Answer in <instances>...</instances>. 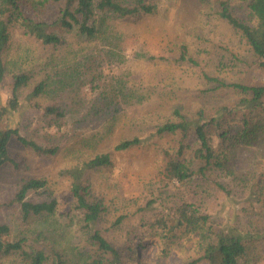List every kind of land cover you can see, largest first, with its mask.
<instances>
[{
  "label": "rangeland",
  "instance_id": "374dc122",
  "mask_svg": "<svg viewBox=\"0 0 264 264\" xmlns=\"http://www.w3.org/2000/svg\"><path fill=\"white\" fill-rule=\"evenodd\" d=\"M146 2L154 5L151 13L109 18L104 31L92 38L53 27L63 38L55 49L11 29L0 102L10 96L15 72L31 74L12 124L23 136L59 149L41 157L11 143L17 166L7 164L0 174V223L10 227V240L24 237L28 252H42L44 264H54L56 256L67 264H82L96 254L83 210L73 203L74 177L87 188V201L102 209L93 230L117 250L116 264H186L198 250L197 226L169 231L152 225L182 202L209 214L214 226L231 218L264 229V98L256 102L249 90L235 86L264 85V61L217 15L214 0ZM230 3L237 17L249 19L245 2ZM48 15L51 20L53 9ZM40 80L45 81L44 92L29 97ZM59 102L68 108L58 120L60 129L42 113L43 106ZM105 104L116 109L113 118L104 114ZM176 110L187 120L219 113L226 138L217 128L211 135L217 152L228 157L223 168L194 175L185 184L163 177L162 150L172 147L178 135H158L156 129L178 120ZM255 115L261 123L243 136L244 117L256 124ZM134 137L142 143L114 149ZM187 142L194 147L191 136ZM104 153L109 164L86 167L85 162ZM27 178L46 180L45 190L28 198H54L52 215L22 216L14 196ZM0 264L30 261L13 252L1 256ZM248 264H264V240H254Z\"/></svg>",
  "mask_w": 264,
  "mask_h": 264
},
{
  "label": "trees",
  "instance_id": "16d2710c",
  "mask_svg": "<svg viewBox=\"0 0 264 264\" xmlns=\"http://www.w3.org/2000/svg\"><path fill=\"white\" fill-rule=\"evenodd\" d=\"M245 2L249 10V19H240L235 15L230 0H214L217 15L225 20L249 45L253 53L264 61V0H240ZM55 14L50 20L48 13ZM154 5L146 0H0V87L5 82L7 62L4 58L5 48L11 38V29L19 28L28 37L39 41L41 45L57 48L63 43L62 36L53 27L66 30H75L78 34L92 38L99 30L104 31L105 23L109 18H124L136 13H151ZM103 27V28H102ZM103 33V32H102ZM32 76L28 72H15L11 79L10 96L0 102V174L7 164L17 166L12 158L10 145L12 142L29 148L36 156L50 157L57 153L59 146H43L33 139L23 136L19 128L12 124V116L20 106L19 94L25 88ZM237 88L249 90L253 100L262 102L264 85L250 87L235 85ZM45 90V81L40 80L32 88L29 97H37ZM68 108L60 102L42 107L44 116L51 117L60 129L59 121L66 115ZM105 115L113 118L115 110H109L104 105ZM109 110V112H108ZM111 113V114H110ZM178 117L176 121L165 122L156 129L158 135L177 136L175 144L162 150V173L168 181H177L185 184L194 175H205L215 167L223 168L228 161L225 153L217 152L211 131L219 129L221 136L226 138V130L220 128L219 113L209 118L199 114L197 119L187 120L178 110L174 111ZM256 124L252 118L243 119V136L253 133L260 124L259 116L255 115ZM247 133V134H245ZM192 137L194 147H190L187 138ZM142 139L134 137L119 142L115 150H127L140 145ZM188 150V151H187ZM187 151V152H186ZM110 163L107 153L95 155L85 162L88 168H97ZM46 180L41 178H27L21 180L14 196L22 216L52 215L57 206L54 198L42 201L29 200L28 195L45 190ZM221 190L230 195V191L219 185ZM87 188L74 177L71 183V195L75 207L83 210V221L90 228V240L96 246V254L90 255L82 264H116L118 252L110 243L93 230L102 209L97 203L89 202L84 196ZM261 189L255 192L259 195ZM156 218L152 225L166 230L179 227L197 226L198 250L186 264H248V256L252 252L254 240H264V229H255L248 222L240 224L228 218L221 224L214 226L209 214H203L193 204L182 202L178 207L169 210ZM201 224V225H200ZM10 227L0 223V257L9 253L18 252L30 264H44L46 257L40 251L28 252L24 247L25 238L10 240ZM107 255L111 256L108 260ZM107 257V258H106ZM110 259V258H109ZM54 264H67L60 256L54 258Z\"/></svg>",
  "mask_w": 264,
  "mask_h": 264
}]
</instances>
